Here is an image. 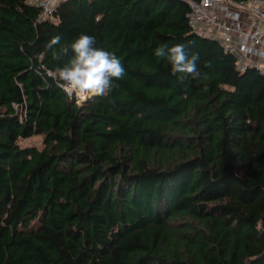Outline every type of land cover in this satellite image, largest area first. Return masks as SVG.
Returning <instances> with one entry per match:
<instances>
[{
	"label": "trees",
	"instance_id": "obj_1",
	"mask_svg": "<svg viewBox=\"0 0 264 264\" xmlns=\"http://www.w3.org/2000/svg\"><path fill=\"white\" fill-rule=\"evenodd\" d=\"M188 8L61 0L36 21L0 0V264H264V75L196 35ZM81 33L126 75L77 102L45 44ZM160 44L198 53L202 78L178 83Z\"/></svg>",
	"mask_w": 264,
	"mask_h": 264
},
{
	"label": "clouds",
	"instance_id": "obj_2",
	"mask_svg": "<svg viewBox=\"0 0 264 264\" xmlns=\"http://www.w3.org/2000/svg\"><path fill=\"white\" fill-rule=\"evenodd\" d=\"M61 41L59 35L52 37L45 44V51L50 52L53 59L64 61L50 74H54L58 86L68 96L85 99L105 97L112 90L114 81L122 80L126 75L121 59L113 52L97 47L94 36L81 33L70 42ZM153 54L170 64V73L178 83L202 78L198 67L199 54L189 55L184 44L171 47L160 44ZM261 171L264 172V168Z\"/></svg>",
	"mask_w": 264,
	"mask_h": 264
},
{
	"label": "built area",
	"instance_id": "obj_3",
	"mask_svg": "<svg viewBox=\"0 0 264 264\" xmlns=\"http://www.w3.org/2000/svg\"><path fill=\"white\" fill-rule=\"evenodd\" d=\"M60 1L27 0V3L38 7L36 21H41L54 19ZM184 1L189 7L188 24L196 35L217 41L234 56L237 70L254 68L264 75V0Z\"/></svg>",
	"mask_w": 264,
	"mask_h": 264
},
{
	"label": "rangeland",
	"instance_id": "obj_4",
	"mask_svg": "<svg viewBox=\"0 0 264 264\" xmlns=\"http://www.w3.org/2000/svg\"><path fill=\"white\" fill-rule=\"evenodd\" d=\"M20 144L22 146L28 145V146H37L41 147L42 146V138L40 135H34L25 139L20 140Z\"/></svg>",
	"mask_w": 264,
	"mask_h": 264
}]
</instances>
